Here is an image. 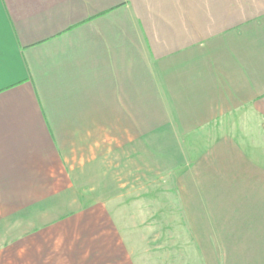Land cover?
I'll return each mask as SVG.
<instances>
[{"label": "crops", "instance_id": "1", "mask_svg": "<svg viewBox=\"0 0 264 264\" xmlns=\"http://www.w3.org/2000/svg\"><path fill=\"white\" fill-rule=\"evenodd\" d=\"M112 181L201 189L245 220L214 264H264V0H0V205Z\"/></svg>", "mask_w": 264, "mask_h": 264}, {"label": "rangeland", "instance_id": "2", "mask_svg": "<svg viewBox=\"0 0 264 264\" xmlns=\"http://www.w3.org/2000/svg\"><path fill=\"white\" fill-rule=\"evenodd\" d=\"M109 183L112 187L94 190L50 189L58 195L17 209L0 205V215L8 216L0 218V264H214L243 249L246 236L229 233H243L244 219H204L213 214L186 202L197 201L201 189H186L190 195L183 196L184 189L171 182L169 188ZM92 206L101 213L83 212ZM73 212L76 218L60 221Z\"/></svg>", "mask_w": 264, "mask_h": 264}]
</instances>
